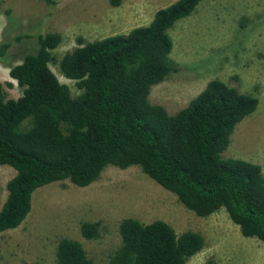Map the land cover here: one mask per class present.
Segmentation results:
<instances>
[{"label": "trees", "instance_id": "16d2710c", "mask_svg": "<svg viewBox=\"0 0 264 264\" xmlns=\"http://www.w3.org/2000/svg\"><path fill=\"white\" fill-rule=\"evenodd\" d=\"M200 1L175 0L148 24L125 34L88 42L78 38V46L58 60L60 73L80 90L75 95L49 65L61 34L38 33L36 50L9 68L21 95L7 97L0 82V164L16 171L4 185L0 233L22 223L37 188L59 180L84 187L114 165L138 166L198 216L224 208L242 235L264 242L261 166L222 156L236 125L256 110L258 98L212 78L172 114L149 99L151 86L177 66L169 30ZM10 14L7 8L5 15ZM10 44L0 43L1 59ZM99 226L82 221L80 234L97 239ZM118 231L121 244L108 264H186L204 246L200 232H177L162 219L144 223L126 217ZM53 264L95 263L79 240L63 237ZM200 264L215 262L210 258Z\"/></svg>", "mask_w": 264, "mask_h": 264}, {"label": "rangeland", "instance_id": "374dc122", "mask_svg": "<svg viewBox=\"0 0 264 264\" xmlns=\"http://www.w3.org/2000/svg\"><path fill=\"white\" fill-rule=\"evenodd\" d=\"M173 1L0 0V43L11 42L5 59L0 58V82L7 97L21 95L9 68L36 50L39 32L61 34L49 65L75 95L80 90L60 73L58 60L78 46V38L88 42L125 34L148 24L158 9ZM7 8L10 15H5ZM169 34L177 66L167 79L151 86L150 101L172 114L212 78L255 95L256 110L236 125L222 156L259 164L264 174V0H202L190 16L174 23ZM17 35L23 36L15 39ZM15 172L0 164V208L7 194L4 185ZM126 217L144 223L162 219L177 232H200L204 246L186 264L210 258L215 264H264V242L242 235L224 208L198 216L138 166L114 165L84 187L59 180L37 188L22 223L0 233V264H53L63 237L79 240L95 264H108L110 254L121 244L118 225ZM85 220L100 223L99 238L81 236L80 223Z\"/></svg>", "mask_w": 264, "mask_h": 264}]
</instances>
